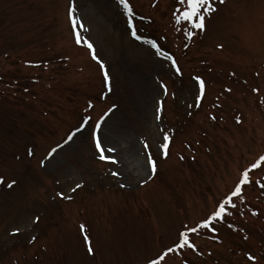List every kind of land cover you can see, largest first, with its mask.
Wrapping results in <instances>:
<instances>
[{"label":"rangeland","instance_id":"obj_1","mask_svg":"<svg viewBox=\"0 0 264 264\" xmlns=\"http://www.w3.org/2000/svg\"><path fill=\"white\" fill-rule=\"evenodd\" d=\"M129 3L131 26L119 0H0V264H150L169 247L161 264H264V164L231 215L176 248L264 156V0H212L202 31L177 20L186 0ZM101 117L115 162L92 138Z\"/></svg>","mask_w":264,"mask_h":264},{"label":"snow or ice","instance_id":"obj_2","mask_svg":"<svg viewBox=\"0 0 264 264\" xmlns=\"http://www.w3.org/2000/svg\"><path fill=\"white\" fill-rule=\"evenodd\" d=\"M180 2L184 3L185 0H180ZM186 2H187V8L183 11L181 16L177 17V20H180V19L186 20V21L191 23L193 28L201 30V31L204 30L206 17H205V15H203L202 10H203V12H208V13L215 12L216 8L213 7L212 0H186ZM220 2L223 3L224 0H220ZM119 3L121 5H123V7L127 10L128 14H129L128 23L131 26L132 25V12H133V10H132V7L129 3V0H119ZM75 11H76L75 4L73 3V5L70 8V14L72 15L71 23H72L74 28L79 27L80 29H83L84 24H83V22L79 21L75 17ZM131 35L133 37H135L137 40L143 39L142 36L137 35V31H136L135 27H132ZM187 35L189 37H192L194 35V33L190 31V32H188ZM75 40H76L77 44H84L90 50L92 58L100 64V67L103 70V76H104L105 81H109L110 77H109V73H108V70L106 68V65L104 64L103 60L97 55V52H96V49L94 47L93 42L88 37L82 35L80 31L75 32ZM147 43H149L150 45H152V47L157 49L158 55L166 56L167 59L172 62V66L175 68V71L177 74L181 73V69L177 65L176 60L170 54L161 51L159 48V45H157L154 40H148ZM195 79L198 83V96L196 97V106L198 107L200 101L203 99V97L205 95V81L199 76H197ZM109 90H110V88H109ZM162 92L164 94H167V86L166 85L162 86ZM110 111H111V109H109V112ZM107 115H108V113H105V116H107ZM90 120H91L90 116L85 117L82 125L80 127H78L75 131L71 132L68 135V137L64 143L67 144L70 141H72L74 136L77 133L82 132L84 130V128L88 125ZM103 120H104V117H101L100 121H98L95 124V127H94L93 132H92V138H93L95 147L97 149V152L99 154V158L101 160H112L113 162H115L114 158L110 155L112 152L115 151V149L111 148V147H106L102 143L103 137H102L101 125H102ZM170 139L171 138L169 137V135L167 133H164L162 135L163 143H161L159 145V147L161 149H163V155L165 157L168 155ZM61 147H63V146L57 145V147L52 148L48 154L49 158H52L54 156V154H56L57 150ZM145 147H147V145H145ZM106 153H108L109 155H106ZM149 161L151 164V172L154 174L156 172V168H157L156 161L151 159V157H149ZM262 164H264V156L259 157L258 160H256L254 163L251 164L250 168L245 169L242 172L241 178L239 179V182L235 186L234 191H232L231 194L228 195L223 201L218 203L216 210H214L207 218H205L197 226L192 227V228L188 229L187 231H183L179 234L178 241L176 243V248H184L187 246V247H190L192 249H195L196 245L194 243H190V241H189L188 231H191L192 233H196L199 229L208 228L210 225H212L213 221H216L218 219L222 220L225 218L226 215H231V213L228 211L226 205L231 204V207L233 210L237 209V205H236V203L233 202V198H239L241 196V192H242L241 186L249 184L252 182L250 179V176H249L250 171L253 169H259ZM3 183H4V178L0 177V184H3ZM15 183L16 182L13 180L12 182L8 183L7 186L9 188H11V187H13V185ZM80 186L81 185L77 184L76 187L72 189V191H75L76 188H79ZM260 187L264 188V184H261ZM60 195L63 196V193H61ZM69 199H70V197H69ZM35 220L38 221L39 217H36ZM80 228H81V231H83L85 233L84 240L87 242L88 251L91 253V252H93V248L91 246V241L89 240V237L87 235L85 225H83V224L80 225ZM19 231H20V229H18V228L15 229L14 234L18 233ZM212 231L213 232L216 231L215 227L212 228ZM33 239H35V237H33ZM173 251H175V248H173V247L167 248L166 251H164L162 254L159 255L158 259H152L150 261V264H161V261H164L165 258L168 256V254L172 253ZM249 259L255 261L256 257L249 255Z\"/></svg>","mask_w":264,"mask_h":264}]
</instances>
